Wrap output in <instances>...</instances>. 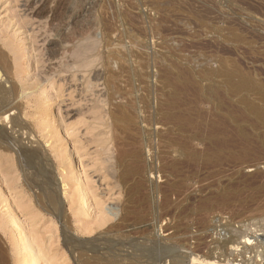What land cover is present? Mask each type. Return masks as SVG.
<instances>
[{
	"label": "rangeland",
	"instance_id": "rangeland-1",
	"mask_svg": "<svg viewBox=\"0 0 264 264\" xmlns=\"http://www.w3.org/2000/svg\"><path fill=\"white\" fill-rule=\"evenodd\" d=\"M11 1L0 0V31L21 47V67L15 74L2 46L13 78L0 83L30 93L13 99L27 126L21 147L39 144L52 164L56 214L37 207L16 175L53 236L54 263L83 264L70 238L95 240L101 211L109 220L99 229L125 210L132 230L173 235L192 250L199 236L206 250L246 234L249 244L241 238L229 258L264 264V0ZM18 18L24 34L6 23ZM78 43L97 44L84 70L72 62ZM76 175L89 192L87 216L70 209ZM2 235L0 264H16Z\"/></svg>",
	"mask_w": 264,
	"mask_h": 264
},
{
	"label": "bare ground",
	"instance_id": "bare-ground-1",
	"mask_svg": "<svg viewBox=\"0 0 264 264\" xmlns=\"http://www.w3.org/2000/svg\"><path fill=\"white\" fill-rule=\"evenodd\" d=\"M12 19H8V22H6L8 27L17 25V28L23 30L19 34H24V31L27 32V25L24 20L22 21L21 18H18L13 23ZM0 36V75L8 76L11 81L13 78L11 76L12 67L2 46H5L10 53L14 54L15 74L19 71L18 68L21 67L17 63L20 59L17 54L20 52L21 47L15 43L14 39L7 38L6 34L1 31ZM13 37H16L15 34ZM27 37L28 40H31L30 36ZM23 39H26V37H23ZM78 44L73 48L72 62L77 69H86L87 66L91 65L89 63H92L91 60L93 59L90 58L94 54V48H96L97 44ZM28 46L31 47V45ZM5 81L7 83V80ZM28 85V89L36 87L38 78ZM16 88L14 83L8 88H5L3 83H0V232L11 245L16 264H55L56 255L52 253L51 249L53 236L51 233L47 235V231L41 230L39 227V222L42 218L41 214L37 208L30 207L26 200L24 201L25 190L19 189L17 184L18 174L16 175V173L18 170L22 171L26 184L32 190L38 203L37 207L46 211L49 215L59 212V189L51 171L52 164L49 163V160L42 157L41 149L43 148L39 144L34 149L27 148L25 150V148L21 147L23 145L22 134L27 132V126L20 118L21 108L19 104L13 102V99L19 96L18 93L20 95L24 93L25 96L30 93L24 92L26 89L17 91ZM7 129H10V131L8 132ZM18 133L17 139L14 134ZM101 136L100 140L104 142L105 139L109 138V135L105 132H102ZM33 143L30 141V146ZM106 148L103 147L104 150H108ZM198 160L199 157L195 156V159L191 162L195 163ZM178 163L180 164L179 160L171 161L167 166H164V171H173L176 165H179ZM75 177L76 187L72 193L70 209L73 215L83 214L87 216L91 212L89 192L87 187L82 184L79 176L76 175ZM154 191L157 192V189ZM11 192L14 193L13 197ZM123 215H120L117 223L99 229L109 220L105 213L101 211L100 218L97 222L95 221L97 228L94 229V232H99L95 240L79 241L75 238H70L69 243L73 249L78 250L76 254L79 256L81 263L85 264L86 261L92 260L95 264H238L233 259L231 260L227 253L236 251L243 237V245L249 244V237L246 234L232 233L224 240L211 241L210 244L213 247L204 250V248H201L203 238L199 236L195 239V249L192 250L185 246L184 240L176 239L173 235L164 240L153 236L152 231L147 229L132 230L134 223L124 224L121 221L125 217ZM68 229L67 231L65 230L66 233ZM244 250V252L247 251L246 249ZM237 256L240 255L237 254Z\"/></svg>",
	"mask_w": 264,
	"mask_h": 264
}]
</instances>
